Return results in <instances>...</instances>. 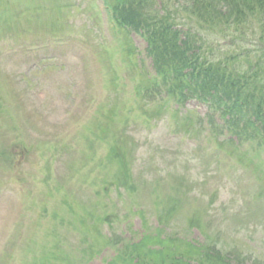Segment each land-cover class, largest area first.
<instances>
[{
  "label": "rangeland",
  "instance_id": "374dc122",
  "mask_svg": "<svg viewBox=\"0 0 264 264\" xmlns=\"http://www.w3.org/2000/svg\"><path fill=\"white\" fill-rule=\"evenodd\" d=\"M94 4V0H63L60 17L50 27L57 29L53 37H45L30 29V32L27 31L26 46L10 41L3 43V56L6 55L4 58L9 60L0 65V101L3 99L11 104L13 111L12 115L10 112L6 119L0 121V148L16 144L17 140L23 139L28 144L32 143V149L24 161L19 160L0 167V236L17 228L0 253V264H22L21 250H33L39 239L45 238L43 227L50 229L53 225L52 221L43 223L41 214L54 211L61 214L55 221L54 236L59 230L62 231L56 251L65 261L78 258L81 246L87 242L79 234V229V233L72 234L69 233L70 230L60 229V219L65 212L62 207L63 200L76 204L79 214L82 212L80 202L91 207L87 209L83 206L85 211L94 213L97 211L92 207L98 205L102 208L104 202L110 205L119 203L121 208L126 205V201L121 200L126 197L123 191L120 194H115L113 190L104 192L101 188L93 191L92 182L95 177L101 176V172L93 171L88 178L86 176L90 171V158L84 139L90 134V129L85 128V124L100 137L94 128L97 111L92 116L98 105L104 108L108 119L116 124L110 129L111 133L108 132V138L114 137L115 142H119L122 136H126L135 140L138 145L133 150L125 147L127 151H133L130 158L133 160L136 180L140 181L136 191L141 194L139 201L149 209L146 212L151 226L156 224V213L155 208L152 209L150 184L143 189L146 174L160 179L159 189L162 192H166L168 185L179 175H188L198 180L196 188L202 197L194 202L193 205L197 207L203 206L209 200L210 194L216 189L215 184H220L221 180L236 189L228 192L226 198H241L243 194L261 193L262 183H256L259 171L240 173L237 184L236 165L229 151L237 155L242 150H235L231 145L224 144L219 151H209L210 144L207 145V142L201 140L205 136L201 126L202 117L197 120L196 116L191 117L192 132L188 134L189 143L185 144L181 139L175 141L176 138L171 135L172 131L183 133L178 130L184 129L183 117L173 122L165 110L166 117L159 123L160 127L154 128V132L158 134L152 143V137H146L149 133L143 129L144 122L137 117L145 114L147 109L139 101L132 111L133 107L128 106L129 89L122 87L121 78L117 84L108 82L109 87H102L104 83L91 81L86 70V59H89L95 50L99 54L103 53V45L108 47L113 42L103 43ZM67 9L72 11L71 20L76 21L74 28H69L62 16ZM50 18L55 17L45 12L42 23L45 24ZM112 27L113 25L111 29ZM113 36L112 33V38ZM130 40L136 42L135 45L140 44L132 35ZM72 41L90 44L75 45L70 43ZM34 42L38 46L35 49L32 47ZM65 45L70 49V54L75 56L74 61L72 58H65ZM31 51L33 56L29 54ZM41 57L44 60H40ZM98 57L101 71L102 59L99 55ZM45 60L48 65H45ZM78 60L80 63L77 64ZM103 62L106 76L107 63L105 59ZM34 63L38 65L31 72L30 67ZM128 65V72L124 75L134 78L137 74L132 69L133 66L130 63ZM110 67L114 69L115 66L112 64ZM11 93H22L28 107L21 108L20 112ZM113 107L115 110H112ZM198 111L201 112V107ZM126 117H129V121L121 122V118ZM97 144L95 141L92 146L100 149L99 152H106V144ZM84 166L85 169L81 172ZM102 172L106 173L104 169ZM46 176L48 179L45 181ZM109 178L107 173V179ZM261 195V203L264 204V190ZM252 198L254 197H249ZM250 208L251 211L243 222L254 226L260 223L264 216L256 212L253 202ZM103 210L110 212L107 207ZM126 219L119 218L118 223L122 231H127ZM240 222L221 214L212 222V229L218 237L223 238L227 231L235 230ZM67 223H70L68 219ZM181 223L182 221H179L176 225L180 226ZM126 235H130L129 232ZM258 247L259 251H263L264 247L260 242ZM9 251L10 254H7Z\"/></svg>",
  "mask_w": 264,
  "mask_h": 264
},
{
  "label": "trees",
  "instance_id": "16d2710c",
  "mask_svg": "<svg viewBox=\"0 0 264 264\" xmlns=\"http://www.w3.org/2000/svg\"><path fill=\"white\" fill-rule=\"evenodd\" d=\"M166 1V4L169 1H175L177 8L181 9L188 19L193 17L200 20H212L221 14L224 20L220 24L225 30H229L232 24L241 23L247 30L255 31L257 22L264 17V0ZM149 3L150 0H126L127 10L120 12L119 16L120 22L127 28L139 31L145 24L149 35L147 52L157 70V77L149 78L148 81L153 84V87L144 89L145 96L157 89H168L169 94H165L162 98L164 103L173 99L179 104H185L188 100L197 98L222 114L226 122L233 126L234 136L247 134L253 139L260 138L264 141V86L257 84V87L251 74L248 77L229 68L225 60L234 50L224 48L221 40L217 38L222 36L227 39L235 36L223 32L212 33V43L216 44L213 54L210 56L205 51L206 55H200L204 42L203 37H198L201 34L198 29L200 25L185 30L179 26L182 23H178L183 17L175 18L172 13L167 17H159V12L153 10ZM8 8L11 9L9 0H0V18L7 22L10 17L7 14L3 16V13ZM10 29L11 27L7 25L5 29L0 30L1 38H4ZM209 49L211 50L212 47ZM134 52L135 49L131 47L129 55H133ZM164 74L176 80V82L169 81L171 88L160 87L164 84V79L159 83V78H162ZM141 89L143 87L138 88L139 94ZM98 133L100 136L105 135L104 129ZM93 134H96V131H93ZM107 143H110V146L103 164L107 168L109 180L111 179V187L116 190L122 187L131 189L134 186V178L128 168L127 160L133 151H127L126 147L133 150L134 142L123 136L122 141L113 144L108 140ZM88 144L93 145L94 142L90 141ZM86 218L84 216L82 219L84 236L87 232L89 235L90 231ZM229 254L226 252L222 258L220 250L197 252L183 249L173 262L162 264H232ZM131 262V259L129 261L126 259L124 264H131ZM40 264L66 263L41 262ZM139 264L142 263L139 262Z\"/></svg>",
  "mask_w": 264,
  "mask_h": 264
}]
</instances>
